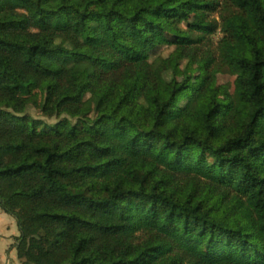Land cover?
<instances>
[{
	"label": "trees",
	"instance_id": "obj_1",
	"mask_svg": "<svg viewBox=\"0 0 264 264\" xmlns=\"http://www.w3.org/2000/svg\"><path fill=\"white\" fill-rule=\"evenodd\" d=\"M0 203L35 264H264V0H0Z\"/></svg>",
	"mask_w": 264,
	"mask_h": 264
},
{
	"label": "crops",
	"instance_id": "obj_2",
	"mask_svg": "<svg viewBox=\"0 0 264 264\" xmlns=\"http://www.w3.org/2000/svg\"><path fill=\"white\" fill-rule=\"evenodd\" d=\"M21 228L18 219L2 209L0 203V264H29L21 250L25 247L19 239Z\"/></svg>",
	"mask_w": 264,
	"mask_h": 264
},
{
	"label": "rangeland",
	"instance_id": "obj_3",
	"mask_svg": "<svg viewBox=\"0 0 264 264\" xmlns=\"http://www.w3.org/2000/svg\"><path fill=\"white\" fill-rule=\"evenodd\" d=\"M101 47H102L103 49L110 50V49L113 48V45H111V43L108 42V43L102 44ZM230 78H231V77H230ZM230 84H231V79L225 78V80H224V86H227V85H230ZM29 111H30L33 115H35V116H39V115H40V109H39L38 107H36V106H33V105H32V106L29 108ZM27 244H28V241H24V242H23V245L25 246L23 249L26 250ZM27 257H28V256H27ZM40 257H41V259H42V264H50V263H51L52 258H51L50 256H48V255H41ZM26 261H27V263H29V264H35V263L33 262L32 259L29 260V258H28Z\"/></svg>",
	"mask_w": 264,
	"mask_h": 264
}]
</instances>
